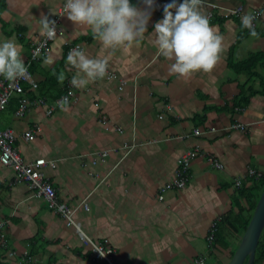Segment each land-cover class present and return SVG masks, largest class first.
<instances>
[{"label":"crops","instance_id":"1","mask_svg":"<svg viewBox=\"0 0 264 264\" xmlns=\"http://www.w3.org/2000/svg\"><path fill=\"white\" fill-rule=\"evenodd\" d=\"M171 2L154 0L143 40L115 52L90 28L61 16V33L30 64L32 82L23 83L26 96L47 103L15 116L19 95L13 94L0 111V130L14 132L24 161H54L41 171L57 199L70 207L85 200L86 209L78 208L68 225L13 168L0 164V264H23L27 257V264H106L92 252V243L112 249L114 264H190L202 255L205 264L228 263L243 232L236 228L249 218L263 190L264 62L232 65L264 55V0H205L204 11L224 37V50L212 72L187 79L169 71L172 61L155 45L154 24ZM64 3L0 0V41L14 38L25 63L43 36L41 14L51 20ZM130 3L146 7L143 0ZM237 7L239 15L226 11ZM255 10L258 37L241 24V17ZM75 45L92 58H108L104 79L83 88L70 83L77 70L66 58ZM68 84L76 97L62 110L55 102ZM50 103L55 108L48 113ZM234 123L244 128H230ZM34 125L40 130L25 139ZM196 129L201 134H194ZM189 150L197 152L189 180L182 187L168 186L178 158ZM101 151L107 154H96ZM248 169L261 176H249Z\"/></svg>","mask_w":264,"mask_h":264},{"label":"clouds","instance_id":"2","mask_svg":"<svg viewBox=\"0 0 264 264\" xmlns=\"http://www.w3.org/2000/svg\"><path fill=\"white\" fill-rule=\"evenodd\" d=\"M145 9H139L130 0H65L64 14L74 24L91 29L105 49L115 52L119 48H131L143 40L147 32L154 0H143ZM205 0H172L163 8V18L153 27L158 53L172 61L169 71L180 78H190L195 73H210L223 53L224 37L218 27L210 24L204 11ZM173 10H175L173 12ZM256 17L245 14L242 27L249 29L252 37H258L253 26ZM41 35L49 40L56 35V22L41 14ZM67 64L77 70L70 83L83 88L90 82L104 79L108 74L107 57L92 58L80 47L67 54ZM28 72L22 58V46L15 39L0 41V76L8 81L24 77ZM62 82L65 76L59 77ZM68 97L58 101L67 110Z\"/></svg>","mask_w":264,"mask_h":264},{"label":"built area","instance_id":"3","mask_svg":"<svg viewBox=\"0 0 264 264\" xmlns=\"http://www.w3.org/2000/svg\"><path fill=\"white\" fill-rule=\"evenodd\" d=\"M65 4V3H64ZM64 4L57 11V16L51 20L56 22V35L60 34L59 22L61 16L64 14ZM215 8H218L216 5H212ZM227 13L230 14H241V7H237L234 9H226ZM256 18L259 15V11L255 10L252 12ZM209 19L212 17L211 13H208ZM55 39V38H54ZM49 40L47 37L42 36L32 47L31 54L28 60L25 62L26 67L28 68L27 74L18 78L15 81H8L3 76H0V111L4 110L8 104L10 97L13 94H18L19 96V105L15 110V116H21L24 114L29 108L36 105H44L47 103L43 98H31L26 96L23 83L24 82H32L29 66L36 59L41 58L47 51L49 44L54 40ZM78 45H75L77 47ZM64 92L59 96L58 100L55 103H58L63 97L67 96L68 100L72 101L75 99L76 95L70 84L66 85L64 88ZM55 108V105L50 103L48 105V113H51ZM108 129V127H105ZM232 129H243L244 125L240 123H234L230 125ZM40 130V126L34 125L29 131L24 133L25 139H32L36 132ZM194 134H201L199 129L194 131ZM15 135L11 129H3L0 130V164L5 167L13 168L17 174V178L19 181L26 182L36 193V195L41 196L45 202L48 209L55 211L58 213L68 225L74 224L73 215L77 211L78 208L84 207L85 200H82L75 207L65 205L61 203L56 196V191L51 182L44 176L41 169L46 164L54 166V161H47L44 158H38L34 161L26 162L20 156L17 148L15 147ZM125 148L131 149L132 146H125ZM100 156H105L107 151H101L96 153ZM197 152L194 150H189L185 152L181 157L177 160V167L175 169V178L172 182L168 184V186L182 187L189 180V164L192 158L196 157ZM207 161L211 163L215 167H220L219 162L210 155H207ZM248 175L251 177L259 178L261 173L254 170L248 169ZM237 183H240V180H237ZM159 199H162V196H158ZM86 209V207H84ZM2 227V223L0 222V228ZM214 231L215 224L211 225V230L208 236L206 237V243L209 250H212V241L214 240ZM92 252L96 254L98 257L102 258L106 264H114L112 259L113 251L110 248H104L103 246L96 245L92 243ZM29 257H27L26 261L23 264H27ZM190 264H205L204 256H198L193 258Z\"/></svg>","mask_w":264,"mask_h":264},{"label":"water","instance_id":"4","mask_svg":"<svg viewBox=\"0 0 264 264\" xmlns=\"http://www.w3.org/2000/svg\"><path fill=\"white\" fill-rule=\"evenodd\" d=\"M264 229V188L248 224L227 264H253L259 238Z\"/></svg>","mask_w":264,"mask_h":264},{"label":"trees","instance_id":"5","mask_svg":"<svg viewBox=\"0 0 264 264\" xmlns=\"http://www.w3.org/2000/svg\"><path fill=\"white\" fill-rule=\"evenodd\" d=\"M237 15V14H235ZM258 61H263L264 62V55L262 53H256V54H253V55H250L248 57V59H246L245 61L243 62H240V63H236V64H233L232 67L234 69H237L238 67H243V65L245 64H248V65H254V63L258 62ZM24 91H25V88H23ZM56 92V91H55ZM59 92V91H58ZM20 96V95H19ZM261 188H264V179H262L261 181ZM259 198V196H258ZM257 198V200H258ZM257 200L253 203L252 207H251V210H250V216L252 215V212L254 210V207L256 205V202ZM250 216L249 218H247V220H245L242 224H241V227L240 229L236 228L237 231L241 230V232L245 230L247 224H248V221L250 219ZM242 232V233H243ZM233 254V252H232ZM232 256V255H231ZM253 264H264V229L261 233V236L259 238V241H258V245H257V248H256V253H255V258H254V262Z\"/></svg>","mask_w":264,"mask_h":264}]
</instances>
